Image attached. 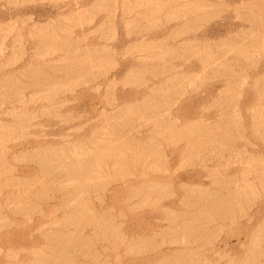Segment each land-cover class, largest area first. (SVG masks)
Instances as JSON below:
<instances>
[{
	"label": "rangeland",
	"instance_id": "374dc122",
	"mask_svg": "<svg viewBox=\"0 0 264 264\" xmlns=\"http://www.w3.org/2000/svg\"><path fill=\"white\" fill-rule=\"evenodd\" d=\"M262 16L264 0H0V264H264Z\"/></svg>",
	"mask_w": 264,
	"mask_h": 264
},
{
	"label": "bare ground",
	"instance_id": "6f19581e",
	"mask_svg": "<svg viewBox=\"0 0 264 264\" xmlns=\"http://www.w3.org/2000/svg\"><path fill=\"white\" fill-rule=\"evenodd\" d=\"M186 7H187V6H186ZM187 10H189V9L187 8ZM146 11H147V10H146ZM148 11H150V10H148ZM148 11H147V12H148ZM139 13H141V12H139ZM143 13H144V12L142 11L141 14L143 15ZM148 13H149V12H148ZM146 14H147V13H146ZM146 14H144V15H146ZM149 14H150V13H149ZM149 14H148V15H149ZM139 15H140V14H138V16H139ZM148 15H146V16H148ZM261 15H262V14H261ZM140 16H141V15H140ZM146 16H145V17H146ZM262 17H264V16H262ZM138 18H139V17H138ZM141 18H142V17H141ZM259 18H261V17H259ZM259 18H258V19H259ZM139 19H140V18H139ZM189 19H190V18H189ZM187 20H188V19H187ZM255 20H256V19H255ZM261 20H264V19H261ZM188 21H189V20H188ZM188 21H187V23H189ZM258 22H259V21H258ZM184 23H185V22H184ZM184 23H183V24H184ZM190 23H191V22H190ZM183 24H182V25H183ZM185 24H186V23H185ZM185 24H184V25H185ZM180 25H181V24H180ZM180 25H179V26H180ZM244 33H245V31H244ZM238 34H239V33H238ZM242 34H243V33H242ZM239 35H240V34H239ZM243 35H244V34H243ZM246 35H247V34H246ZM250 35H251V34H250ZM168 36H169V35H168ZM170 36H171V35H170ZM166 38H167V37H166ZM166 38H165V36H164V38H162V39H166ZM169 38H170V37H169ZM169 38H168V39H169ZM171 38H173V37H171ZM162 39H161V40H162ZM237 39H238V38H237ZM242 39H243V38H242ZM248 39H249V38H247V41H250V40H248ZM250 39H251V38H250ZM244 40L246 41V39H244ZM254 40H255V39H254ZM163 41H164V40H163ZM163 41H162V42H163ZM241 41H242V40H241ZM245 41H243V42H245ZM250 42H251V41H250ZM245 43H246V42H245ZM252 43H253V42H251V45L254 44V43H253V44H252ZM164 44H165V43H164ZM185 44H186V43H185ZM248 44H250V43H248ZM156 45H157V44H156ZM251 45H250V46H251ZM250 46H249V47H250ZM171 47H172V46H171ZM185 47H186L185 45H183V44H180V45H179V43H178V45L175 46V47H173V49H175V52H176V50H180V51L184 52V51L186 50ZM192 47H194V46L192 45ZM153 48H154V46H153ZM158 48H159V46H158ZM189 48H190V47H189ZM242 48H243V47H242ZM242 48H241L240 50H242ZM245 48H246V47H245ZM245 48H243V49H244L243 51L246 50ZM190 49H191V48H190ZM235 49H236V48H235ZM187 50H188V49H187ZM192 50H194V49H192ZM180 51H179V52H180ZM190 51H191V50H190ZM190 51H189V52H190ZM173 52H174V51H173ZM187 52H188V51H187ZM223 52H224V51H223ZM236 52H237V51H236ZM82 53H83V52H82ZM185 53H186V51H185ZM226 54H227V53H226ZM238 54H239V53H238ZM241 54H242V53H241ZM224 55H225V54H224ZM75 56L77 57V59H76V58H75V59L79 62V60L81 59V58H80L81 55H78V54H77V55H75ZM75 56H74V57H75ZM216 56H218V54H217ZM216 56H215V57H216ZM221 56H222V55H221ZM223 57H226V56H223ZM79 58H80V59H79ZM210 59H211V57H210ZM216 59H217V57H216ZM219 59H221V58H219ZM223 60H225V59L223 58ZM205 61H207V59H206ZM215 61H216V60H215ZM220 61H221V60H220ZM234 61L236 62V60H234ZM213 62H214V61H213ZM223 62H224V61H223ZM227 62H228V61H226L225 63H227ZM232 62H233V61H232ZM80 63H81V62H80ZM77 64H79V63H77ZM223 64H224V63H223ZM233 64H234V63H233ZM208 65H212V66H213V64H208ZM236 65H237V63H236ZM146 66L148 67V65H146ZM224 66H225V64H224ZM227 66H228V65H227ZM84 67H85V66H84ZM144 67H145V66H144ZM151 67H152V66H151ZM206 67H208V66L206 65ZM219 67H220V66H219ZM221 67H222V66H221ZM231 67H232V66H231ZM231 67L228 66V69L230 70ZM145 69H146V68H145ZM147 69H148V68H147ZM219 69H220V68H219ZM224 69H225V68H224ZM148 70H149V69H148ZM224 71H226V69H225ZM157 72H158V71H157ZM159 72H160V71H159ZM215 72H216V71H215ZM226 72H227V71H226ZM226 72L223 73V72L221 71L220 74H226ZM233 72H234V71H233ZM217 73H218V71H217ZM227 73H228V72H227ZM231 73H232V71H231ZM231 73H230V74H231ZM36 74H37V73H36ZM226 75H227V74H226ZM231 75H232V74H231ZM33 76H34V72H33ZM174 76H175V75H174ZM227 76H228V75H227ZM40 77H41V76H40ZM34 78H35V77H34ZM179 78H180V76H179ZM36 79H37V77H36ZM176 79H178V77H176ZM176 79H175V80H176ZM181 79H183V77H182ZM44 80H45V79H44ZM173 80H174V79H173ZM45 82H46V81H45ZM256 82H257V81H256ZM261 82H262V81H261ZM257 83H258V82H257ZM258 84H259V83H258ZM262 85H264V82L260 83V84L258 85V87L260 86V88H261V87L264 88V86H262ZM260 88H259V89H260ZM262 88H261V92H264V91H262ZM262 94H264V93H262ZM151 98H152V97H151ZM152 100L154 101V98H153ZM157 100H158V99H157ZM153 101H152V102H153ZM152 102H151V103H152ZM154 102H155V101H154ZM157 103H158V102H157ZM159 103H160V102H159ZM221 103H222V102H221ZM152 105H153V104H152ZM157 105H160V104H157ZM149 106H150V105H149ZM154 107H156V106H154ZM157 107H160V106H157ZM148 108H149V107H148ZM150 109H151V108H150ZM155 109H156V108H155ZM153 110H154V109H153ZM153 114H157V112H156V113H153ZM157 115H158V114H157ZM226 117H227V116H226ZM224 118H225V117H224ZM126 119L129 120V121L132 120L131 117H130L131 120H130L129 118H126ZM226 119H227V118H226ZM224 120H225V119H224ZM129 121L125 122V123H126L125 126H127V125L129 126V124H128ZM132 121L135 122V121H137V120L135 119V120H132ZM132 121L129 122L131 125H132ZM155 121L157 122V120H155ZM162 121H163V120H162ZM225 121H226V120H225ZM160 122H161V120H160ZM137 123H138V122H137ZM137 123H136V124H137ZM157 123H159V122H157ZM157 123H156V124H157ZM222 123H224V122L222 121ZM139 124H140V123H139ZM159 124H160V123H159ZM161 124H162V122H161ZM137 125H138V124H137ZM141 125H142V124H141ZM128 126H127V127H128ZM188 126H189V125H188ZM190 126H191V125H190ZM190 126H189V127H190ZM207 126H208V125H207ZM127 127H126V128H127ZM131 127H132V126H131ZM159 127H160V126H159ZM189 127H186V128H189ZM191 127H193V126H191ZM209 127H210V126H209ZM129 128H130V126H129ZM124 129H125V128H124ZM127 129H128V128H127ZM172 129H173V128H172ZM182 129H184V128H182ZM191 129H192V128H191ZM191 129H190V130H191ZM209 129H210V128H208V130H209ZM255 129H256V128H255ZM170 130H171V129H170ZM184 130H185V129H184ZM204 130H205V129H204ZM204 130H203V131H204ZM208 130H207V132H208ZM171 131H172V130H171ZM255 131L258 132L257 130H255ZM166 132L169 133L170 131L167 129ZM179 132H180V130H179ZM190 132H191V131H190ZM183 133H185V131H184ZM187 133H188V131H187ZM191 133H193V132H191ZM191 133H190V134H191ZM202 133H204V132H202ZM202 133H201V134H202ZM170 134H171V133H170ZM257 134H258V133H257ZM185 135H186V133H185ZM119 136H120V135H119ZM124 136H125V135H124ZM200 137H201V136H200ZM202 138H203V137H202ZM122 139H123V138H122ZM96 140H98V139H96ZM99 140H100V139H99ZM130 140H131V139H130ZM105 141H106V140H103V142H105ZM109 141H111V140H109ZM109 141H108V142H109ZM116 141H117V140H116ZM116 141H115V142H116ZM132 141H133V140H132ZM111 142H112V141H111ZM117 142H118V143H116V145H117V144H120L119 146H123V147H124L125 145H130V142H129L128 140H124V139H123V141H120V142L117 141ZM128 142H129V143H128ZM92 143H93V142H92ZM100 143H102V142H99V143L97 142V144H100ZM113 143H114V142H113ZM199 143H200V142H199ZM201 143H202V142H201ZM102 144H104V143H102ZM111 144H112V143H111ZM144 144H145V143H144ZM105 145H106V144H105ZM131 145H132V144H131ZM131 145H130V147H131ZM133 145H135V144H133ZM133 145H132V146H133ZM107 146H108V145H107ZM113 147H115V145H114ZM119 148H120V147H119ZM126 148H127V147H126ZM145 148H146V147H145ZM107 153H108V152H107ZM107 155H108V154H107ZM118 155H120V154H118ZM115 156H116V155H115ZM115 156H113V157H115ZM128 157H129V156H128ZM118 158H119V159L117 160V161H118L117 163L120 162L119 164L121 165V167H126V166H128V167H130V168L133 169V167L136 165V162H135V161L128 162V160L130 161L131 159H134L133 157H131V158H125V157H123V155H120ZM141 158H142V157H141ZM136 159H137V156H136ZM53 170H54V169H53ZM48 171H49V169H48ZM45 173L48 175V173H50V171H49L48 173H47V172H45ZM54 173H55V172H54ZM54 173H52V171H51V174H54ZM60 174H61V173H60ZM54 175H55V174H54ZM59 176H60V175H59ZM229 182H230V181H229ZM229 182H228V183H229ZM230 183H231V182H230ZM230 183H229V185H230ZM98 185H99V184H98ZM225 186H226V185H225ZM141 187H143V186H141ZM137 188H138V187H137ZM137 188H136V189H137ZM159 188H160V186L155 185V186L152 187L151 190H148L146 187H144V188H140V189L138 188V190H135V189L132 190V189H131L132 191H131V190H130V191H131L132 193L130 192V194H131L132 196H133V195L135 196V192H137L136 195H138V192L140 193V191H141V192H142V191H145L147 194H148V193L151 194L152 192H158V191H159ZM232 188H233V187H232ZM236 189H237V188H236ZM156 190H157V191H156ZM234 190H235V189H234ZM133 192H134V193H133ZM142 193H143V192H142ZM202 193H203V192H202ZM210 193H211V192H210ZM213 193H214V192H213ZM231 194H232V193H231ZM231 194H230V195H231ZM73 195H74V194H73ZM210 195H211V194H210ZM220 195H221V194H220ZM232 195H234V194H232ZM203 196H204V195H203ZM207 196H209V195H207ZM226 196H228V195H226ZM226 196H225V197H226ZM11 197H12V196H11ZM72 197H73V196H72ZM210 197H211V196H210ZM216 197H217V196H216ZM20 198H21V197H20ZM228 198H229V196H228ZM15 199H16V198H15ZM18 199H19V198H18ZM21 199H22V198H21ZM23 199H24V198H23ZM26 199H27V197H26ZM210 199H211V198H210ZM212 199H213V198H212ZM220 199H221V198H220ZM220 199H218V200H220ZM223 199H224V198H223ZM13 200H14V199H13ZM213 200H214V199H213ZM215 200H216V199H215ZM231 200H232V199H231ZM79 201H80V200H79ZM226 201H227V200H226ZM24 202H25V201H24ZM82 202H83V200H82ZM85 202H86V201H85ZM85 202H84V203H85ZM26 203H27V202H26ZM29 203H30V202H29ZM86 203H87V202H86ZM226 203H227V202H226ZM80 204H81V203H80ZM88 204H89V203H88ZM216 204H217V203H216ZM216 204L209 205V207L211 206V208L213 209V208L216 206ZM64 205H67V204L64 203ZM219 205H220V204H219ZM219 205L217 204V206H219ZM226 205H227V204H226ZM79 206H80V205H79ZM62 207H64V206H62ZM65 207H66V206H65ZM69 207H70V206H69ZM87 207H88V206H87ZM219 207H220V206H219ZM227 207H228V206H227ZM81 208H82L81 211H83V207H81ZM217 208H218V207H217ZM222 208H223V207H222ZM69 209H70V208H69ZM77 209H78V208H77ZM87 209H88V208H87ZM214 209H215V208H214ZM229 209H230V208H229ZM88 210L90 211L91 209H88ZM232 210H233V208H232ZM70 211H71V210H70ZM74 211H75V210H72V213H77V212H74ZM76 211H77V210H76ZM85 211H86V210H85ZM225 211H226V210H225ZM79 212H80V210H79ZM79 212H78V213H79ZM91 212H93V209H92ZM214 212H215V211H214ZM230 212H231V211H230ZM81 213H82V212H81ZM102 213H103V212H102ZM201 213H203V211H202ZM215 213H216V212H215ZM222 215H223V214H222ZM85 216H86V215H85ZM99 216H100V215H99ZM99 216H97V217H98V221H101V222L103 221V223H104V218L101 217V216L99 217ZM104 216H105V215H104ZM107 216H108V215H107ZM71 217H73V216H71ZM75 217H76V216H75ZM91 217H92V216H91ZM94 217H95V215H94ZM109 217H110V216H109ZM80 218H82V216H81ZM89 218H90V217H89ZM241 218H242V217H241ZM72 219H73V218H72ZM72 219H70V220H72ZM95 219L97 220V218H95ZM74 220H75V219H74ZM96 220H94L93 222H95ZM252 220H253V216L251 217V216L249 215V216L247 217V220H245V221H246V223H247V222H251ZM81 221H82V220H81ZM105 222H106V220H105ZM108 222H109V221H108ZM71 223H73V222H71ZM89 223H90V222H89ZM91 224H92V221H91ZM103 225H104V224H103ZM94 227H95V226H94ZM100 227H101V226H99V228H100ZM97 229H98V228H97ZM101 229H102V228H101ZM101 229H99V230H101ZM105 229H106V228H105ZM96 231H97V230H96ZM176 231H177V230H176ZM173 232H174V231H173ZM61 233H62V232H61ZM101 233H102V232H101ZM209 233H210V232H209ZM50 234H51V233H50ZM56 234H57V233H56ZM107 234H108V233H107ZM66 235H67V234H66ZM68 235H69V234H68ZM56 236H58V235H56ZM69 236H70V235H69ZM80 236H81V235H80ZM80 236H79V239H80ZM59 237H60V236H59ZM73 237H74V236H73ZM77 237H78V236H77ZM108 237H109V236H108ZM71 238H72V237H71ZM71 238H70V239H71ZM74 238L76 239V237H74ZM70 239H69V240H70ZM72 239H73V238H72ZM82 239H83V238L81 237L80 240H82ZM103 239H104V238H103ZM73 240H74V239H73ZM80 240H79V242H81ZM76 241H77V239H76ZM88 241H89V240H88ZM54 242H55V241H54ZM82 242H83V241H82ZM62 243H63V242H62ZM62 243H61V244H62ZM69 243H70V242H69ZM58 244H60V243H58ZM63 244H64V243H63ZM65 244H66V242H65ZM70 244H71V243H70ZM73 244H74V243H73ZM75 244H76V243H75ZM53 245H54V244H53ZM80 245H81V244H80ZM226 245H227V244H226ZM55 246H56V245H55ZM83 246H84V245H83ZM51 247H52V244H51ZM73 247H74V246H73ZM90 247L92 248V246H90ZM254 247H255V246H253V249H254ZM48 248H50V247H48ZM56 248H57V246H56ZM70 248H71V247H70ZM81 248H82V247H81ZM83 248H84V247H83ZM51 249H52V248H51ZM53 249H54V248H53ZM58 249H60V248L58 247ZM61 249H63V248H61ZM56 250H57V249H56ZM56 250H55V251H56ZM63 250H64V249H63ZM65 250H66V248H65ZM85 250H87V249L85 248ZM254 250H255V249H254ZM82 251H83V250H82ZM78 252H79V251H78ZM66 253H67V252H66ZM68 253H69V252H68ZM85 253H86V251H85ZM85 253H84V256H85ZM178 253L180 254L181 252L179 251ZM58 254H59V253H58ZM64 254H65V253H64ZM60 255H61V254H60ZM66 255H67V254H66ZM66 255H65V256H66ZM70 255H71V254H70ZM176 255H177V253H176ZM176 255H173V256H176ZM45 256H46V255H45ZM185 256H186V255H185ZM194 257H195V256H194ZM50 258H51V257H50ZM184 258H185V257H184ZM190 258H191V257H190ZM190 258H189L188 260H190ZM196 258H197V257H196ZM179 259H180V258H179ZM179 259H178V260H179ZM186 259H187V258H186ZM191 259H192V258H191ZM52 260H53V259H52ZM69 260H70V259H69ZM167 260H168V259H167ZM183 260H184V259H183ZM166 262H167V261H166ZM178 262H179V261H178ZM183 262H184V261H183ZM175 263H176V262H175ZM70 264H71V263H70ZM178 264H179V263H178ZM180 264H181V263H180Z\"/></svg>",
	"mask_w": 264,
	"mask_h": 264
}]
</instances>
